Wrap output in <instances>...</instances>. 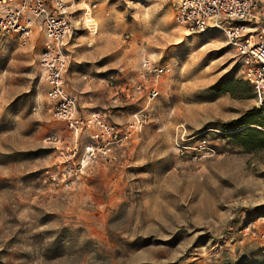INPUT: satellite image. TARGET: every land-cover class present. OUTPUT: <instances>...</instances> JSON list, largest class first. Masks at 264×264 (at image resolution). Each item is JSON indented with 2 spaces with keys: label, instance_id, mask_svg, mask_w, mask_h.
Segmentation results:
<instances>
[{
  "label": "rangeland",
  "instance_id": "374dc122",
  "mask_svg": "<svg viewBox=\"0 0 264 264\" xmlns=\"http://www.w3.org/2000/svg\"><path fill=\"white\" fill-rule=\"evenodd\" d=\"M68 1L78 115L143 123L108 162L85 163L89 132L48 112L41 34L24 47L0 35V264H264V148L234 134L258 108L222 35L185 33L176 0H95L84 15ZM141 51L168 69L149 103L122 95ZM228 81L233 95L214 91Z\"/></svg>",
  "mask_w": 264,
  "mask_h": 264
},
{
  "label": "built area",
  "instance_id": "2783aa9c",
  "mask_svg": "<svg viewBox=\"0 0 264 264\" xmlns=\"http://www.w3.org/2000/svg\"><path fill=\"white\" fill-rule=\"evenodd\" d=\"M80 1L89 14L96 6L95 0ZM70 6L68 0H0V35L14 37L24 47L35 32L41 34L37 64L46 88L48 112L75 136L89 132L83 161L105 164L110 149L138 133L143 122L135 119L118 126L108 123L104 112L78 115L76 96L67 91L64 80L69 64L66 44L78 25L68 12ZM172 21L187 34L215 31L222 35L238 62L240 80L264 114V0H176ZM84 28L89 33L90 29ZM167 72L166 66H158L141 51L136 82L125 85L122 95L153 101L158 95V79ZM258 237L263 239L264 234Z\"/></svg>",
  "mask_w": 264,
  "mask_h": 264
},
{
  "label": "trees",
  "instance_id": "16d2710c",
  "mask_svg": "<svg viewBox=\"0 0 264 264\" xmlns=\"http://www.w3.org/2000/svg\"><path fill=\"white\" fill-rule=\"evenodd\" d=\"M234 86L235 83H231V81L224 83L219 82L213 89L218 93L223 92L233 95L235 89ZM235 124L234 129L237 131L234 134H238L237 138L240 140L242 146L246 145L244 140H248L251 144H253L252 141L256 139L258 143H256V146L264 148V114L260 109H253L246 112L237 120Z\"/></svg>",
  "mask_w": 264,
  "mask_h": 264
},
{
  "label": "bare ground",
  "instance_id": "6f19581e",
  "mask_svg": "<svg viewBox=\"0 0 264 264\" xmlns=\"http://www.w3.org/2000/svg\"><path fill=\"white\" fill-rule=\"evenodd\" d=\"M83 5H85V4H83ZM83 9L85 10V6L83 7ZM88 11V9H86V11H85V13ZM85 13H83V15L85 14ZM82 23L85 25V26H87L89 29H91L92 27H93V24H92V22H90L91 23V25H87V23L85 22V20L83 19V17H82ZM95 25V24H94ZM91 31V30H90ZM90 31H89V34H90Z\"/></svg>",
  "mask_w": 264,
  "mask_h": 264
},
{
  "label": "crops",
  "instance_id": "0c3cea01",
  "mask_svg": "<svg viewBox=\"0 0 264 264\" xmlns=\"http://www.w3.org/2000/svg\"><path fill=\"white\" fill-rule=\"evenodd\" d=\"M80 138H82V139H83V137H82V136H80Z\"/></svg>",
  "mask_w": 264,
  "mask_h": 264
}]
</instances>
